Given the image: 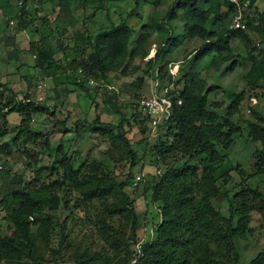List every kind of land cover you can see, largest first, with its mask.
I'll return each instance as SVG.
<instances>
[{"label": "rangeland", "instance_id": "rangeland-1", "mask_svg": "<svg viewBox=\"0 0 264 264\" xmlns=\"http://www.w3.org/2000/svg\"><path fill=\"white\" fill-rule=\"evenodd\" d=\"M182 1L190 3L189 0ZM218 1L221 4L220 18L217 22L210 19L205 25L215 34L229 30L226 0H208L203 5L207 8L208 4ZM172 3H177V0H150L148 4L138 6L133 0H95L84 9L72 4V23L68 26L56 20L57 0H0V38L5 36L11 40L8 46L0 42L2 102L9 107L14 103L23 105V98L28 92L40 112L25 121L24 125L32 133L40 135L38 142L47 139L49 145V150H40L35 164L12 163L10 158L0 156V167L7 162L5 170L9 179L20 177L18 188L28 184L38 188L39 184L61 179L56 158L64 155L73 170L89 173L97 179L100 188L105 193L107 191L104 203V198L93 199L85 208L80 198L77 200L76 189L64 183L61 190L53 193L60 201L57 207L36 216L40 222L29 226L27 243L30 247L27 250L20 247L19 254L10 255L15 257L13 259L24 264H55V260L62 264H77L80 261L83 264H124L128 260V264H133L134 261L129 260L131 255L123 251L128 236L127 225L120 216L106 212L118 206L120 193L126 195L136 215V242L128 247L131 252L139 251L141 245L156 239L159 246L164 244L161 231L175 223L180 227L187 220L178 202L180 197L185 196L193 203V208L200 209L198 223L195 221L193 229L195 234L204 232L198 237L200 243L195 242L196 255L203 264H233L232 253L225 258L224 250L218 253L215 240L207 239V236L213 237L208 232L211 229L207 228L206 233L201 226L206 221L207 225H216L222 230L230 213L233 214L232 228L238 227L239 217L247 221L244 228L239 225L232 240L238 254L237 264H247L264 250V175H255L261 146L259 143L249 144L245 127L248 121L256 122L251 107L264 116V88L259 86V89L247 91L241 79L249 68V56L257 60L264 57V0L254 2L249 12L252 23L246 32L238 34L239 37L225 38L230 52L215 54L201 64L192 60V51L200 45L197 39L187 41L184 50L178 47V52L174 53V47L170 46L171 50L167 52L166 40H175L176 46L177 42L185 39L179 29L183 23L182 9L166 20ZM25 22H29L28 25ZM121 23L131 33L122 57L105 66L104 74L97 69L89 70L88 75H92L95 85L84 92L79 88V83L83 81L81 73L66 70L73 58L71 49L75 48L78 53L83 48L76 46L73 33L76 31L93 37ZM41 39L45 48L55 49L52 60L58 66H48L47 63L44 70L33 67L27 51L28 44ZM62 47L65 50H61ZM7 51H12L16 57L7 61ZM152 53L156 54L153 58L150 57ZM80 59L84 60L86 56L81 55ZM231 62L234 69L226 72ZM174 66H178V70ZM170 72L174 73L172 80H169ZM185 73L199 76L205 82L204 89L213 88L206 98L207 108L221 117L228 105L223 93L245 91L238 113L230 119L240 128V133L232 136V144L227 150L221 151L229 164H224L222 158L218 161L222 166L209 186H195L196 180L189 175H201L203 167L200 161H206L205 157L198 155L186 159L177 153L158 154L157 144L164 141L163 137H159L163 128L160 132L151 133L138 108V97H146V93L152 96L177 89L180 91ZM139 79L142 85L137 88ZM124 84L134 85L132 93L135 98L119 93ZM26 85H29L27 91ZM2 86L8 90L5 91ZM10 97L14 98L12 103H9ZM212 103H220V107H213ZM253 103L255 106H252ZM5 105L0 104L6 125L0 144L17 133L21 126L20 115L7 112L9 108L4 109ZM26 147L30 148V144ZM128 150L133 154V160ZM90 165L94 166V170H88ZM49 170L53 171L52 174ZM225 170L230 171L226 181L222 176ZM190 181L194 185H190ZM210 186L213 188L210 189ZM180 192L183 196H179ZM76 201L79 207L75 205ZM5 202L12 204L9 200ZM104 220L107 225H102ZM198 224L200 227H197ZM12 233L13 226L6 218L5 207L0 204V236L12 237ZM175 235L187 239L184 232L178 229ZM103 256L108 258V262L103 261ZM89 257L92 261H88ZM0 259V264H4L3 258Z\"/></svg>", "mask_w": 264, "mask_h": 264}, {"label": "trees", "instance_id": "trees-1", "mask_svg": "<svg viewBox=\"0 0 264 264\" xmlns=\"http://www.w3.org/2000/svg\"><path fill=\"white\" fill-rule=\"evenodd\" d=\"M133 1L136 6L139 4H148L150 2V0ZM207 1L208 0H189L190 3L188 4L187 1L177 0V3H172L166 14L167 20L170 19V16H174L178 9H182V37L188 40L194 38L200 41L199 47L192 51L193 61L200 62L208 55L214 56L215 54L220 55L224 52H230L229 45L225 41V38L236 37L238 34L243 32L225 30V32L215 34L213 31L205 29V25L208 23V20L212 19L217 22L216 20H218L221 16V10L219 9V7L221 8V4H219V1L214 4H208V7L205 8L203 5H205ZM250 1L253 7L256 0ZM93 3H95V0H57L58 13L56 15V20L70 26L72 23L70 5L73 4L80 9H84L86 5ZM226 7V13L229 19L232 15V8L228 5L227 0ZM21 9L22 8L20 7V16H22ZM249 17L246 19V30L244 32L247 31L252 23V19H249ZM28 23L29 22H25L26 25H28ZM25 24H23L22 27H24ZM35 32H38V30H35ZM130 34V29L123 23L115 27H111L110 29L100 31L93 37L82 35L76 31L73 33L72 37L73 40H76V46L81 45L83 48H81L78 53L75 51V48L71 49V55L73 58L69 61V63L67 62L68 69L66 70L70 73L80 70L83 78V81L79 83V88H81V90L88 92V90L92 88V85L87 84V80H93L92 75H88L89 70L97 69L100 74H104L106 71L105 66L113 64L119 56L122 57L121 54L125 51L126 42L130 37ZM0 42H3L4 46H8L9 44L11 45L10 38H6L5 36L0 38ZM165 44L167 52L169 53L171 50L170 46L174 47L175 45V40H166ZM61 50H65V47H62ZM87 50H89V53ZM27 51L29 52V56L32 58L33 67L37 70H44V66L47 63L49 64L48 66L55 67L56 62L52 60L55 49L50 47L45 48L42 39L30 42L28 44ZM62 54L65 53L62 52ZM81 55H85L86 59H80ZM155 55L156 54H153V57ZM15 57L16 56L12 51L6 52L7 61ZM248 59L250 63L249 68L241 78L245 88L247 91L248 89L256 90L259 86L264 88V57L257 60L254 57L249 56ZM233 67L234 63L231 62L229 67L226 69V72L232 71L234 69ZM172 76H169V80H172ZM182 78L183 83L180 91L177 89L164 94V96L172 103L169 117L157 126L155 131H151L150 129L149 131L154 134L156 132H160L163 128L159 137H163L164 141H159L157 144L158 154L163 155L167 153H177L186 159H192L194 156L203 155L206 161H200V165L203 167L201 175L199 177H197L195 173H191L189 175L192 179L196 180L195 186H209L213 184L216 176H218L216 171L222 166L218 161H221L222 158L224 164H229V161L224 157L221 151L227 150L232 144V136L240 133V128L233 124L230 119L238 113L239 104L243 100L245 91L243 90L239 93L225 91L223 93L225 99L228 101V105L224 116L221 117L207 108L206 98L208 93H210L213 88L205 87L204 89L205 82L202 81L199 76L196 77L194 73H185L182 75ZM141 85V80H137L136 87L139 88ZM28 87L29 85H26V91ZM202 88L204 89L203 91L201 90ZM2 89L5 91L8 90V88L4 86H2ZM133 89L134 85L124 84L120 87L119 93L135 98L132 93ZM28 94L29 93L26 92V95L23 98V101L25 102L23 105L14 103L11 107H9V104L2 102L0 96V104H6L4 109L9 108L7 112H16L21 118V126L19 127L17 133L10 137L6 142L0 144V156L10 158L12 163L33 162L35 164L40 150H49L47 139L38 142L37 139L40 135L38 133H32L27 126L24 125L25 121L30 120L32 116H35L40 112L39 109H37L33 98L29 97ZM140 98L142 97H138V101ZM250 99L253 98L250 97ZM13 100L14 98L10 97L9 103H12ZM177 100L180 101L179 105H176ZM212 105L213 107H220V103H212ZM252 106H255V104L253 103ZM250 110L252 117L256 122H246V136L249 144L259 143L261 146V148L258 149V157L260 156V158H258L259 167L258 171H255V175L260 176L264 175V116L253 107H251ZM142 117L143 122H145V116ZM0 121V137H3L6 131V125L4 114H2L1 109ZM28 144H30V148L26 147ZM128 153L130 158L133 160V154L130 150H128ZM56 160L61 169V179L53 180L48 184H39L38 188L32 184H28V186L23 185L22 188H18L21 184L20 177L15 176L9 179L8 171L5 170L7 162H3L1 164L0 204L5 207L6 218L13 226L12 237L0 236V257L3 258L4 264H24L17 259H13L15 257L10 255L19 254L20 247L26 248L25 250L30 247L29 242L27 243L29 226L40 222L36 216L39 217L43 215L44 211L57 207L58 202L60 201L53 193L61 190L66 183L76 189L74 191L78 192L77 200L80 198L82 206L85 208H87L88 203L93 199L102 200L104 198V203L107 191L105 193V190L100 188L97 179H94V177L89 173L82 174L79 170H73L64 155H60L56 158ZM132 165L133 163L130 164V166ZM40 170L38 169V171ZM88 170H94V166L90 165ZM52 172L53 171L51 170L50 173L52 174ZM210 174L214 177H210ZM222 176H224L226 181L230 176V171L225 170V172L222 173ZM189 184L194 185L192 181H190ZM212 188L213 187L210 186V189ZM180 189L183 192L185 190L182 189V186ZM153 190L156 191L155 189ZM181 193L182 192H180L179 196H183ZM120 196L121 200L119 201L118 206H116L117 208H111V210H107L106 212L108 214L120 216L124 224L127 225L128 236L126 237L127 242L123 245V251L128 255H131L129 260H133V264H203V261H201L196 255L197 244H195V242L199 241L198 237L204 235V232L200 231L201 234H195L193 229L195 221L198 223V214L200 213V209L193 208V203H191L188 198L186 199V196L180 197L178 202L181 205V208H183V213L186 214L185 220H187L182 222L180 227L175 223L173 225H168L167 229L161 231L160 235L162 239H164V244L162 246L157 244L156 239V241L154 240L141 245L139 251L137 252H131L128 250L129 245L136 242V215L132 205L128 202L126 195L120 193ZM176 197L177 196H175V198ZM6 200L11 201L12 204H7L5 202ZM75 205L79 207L77 201L75 202ZM192 213L195 214L196 217ZM232 215V213L229 214L228 219L225 220L222 230H220V228L216 225H207L206 221H204V224L201 226L202 229L204 228L203 230H205L206 233L207 228L211 229V231L208 232L213 237L207 236V239L215 240L218 246L216 251L219 253V251L224 250V258L232 253L233 260L231 262L233 264H237L238 254L232 240L237 234L239 225L244 228L245 222L247 221H245L246 219L243 221V218L239 217L238 227L232 228ZM243 216L246 218V211H244ZM102 225H107L105 220L102 221ZM197 227H200L199 224ZM177 229L180 232L183 231L185 236H187V239L176 237L175 231ZM201 247L204 246L202 245ZM119 248L120 245L117 246V250H119ZM206 251L207 250L205 248V252ZM88 261H92L91 257L88 258ZM103 261L108 262V258L103 256ZM128 263L129 261L125 260L124 264ZM55 264L62 263L55 260ZM77 264L83 263L80 261ZM247 264H264V250L252 257Z\"/></svg>", "mask_w": 264, "mask_h": 264}, {"label": "built area", "instance_id": "built-area-1", "mask_svg": "<svg viewBox=\"0 0 264 264\" xmlns=\"http://www.w3.org/2000/svg\"><path fill=\"white\" fill-rule=\"evenodd\" d=\"M228 5L232 8V15L228 19V29L231 31H245L246 19L249 17V12L252 8L250 0H227ZM80 73V70H78ZM170 75L174 73L170 72ZM87 84L94 86L93 80H87ZM158 87V83L155 84ZM154 87V88H156ZM156 92V91H155ZM180 101H176L179 105ZM172 107L171 101L162 94H154L150 97H142L138 101L139 111L146 118V126L155 131L163 121L167 120ZM138 180L139 178L136 177Z\"/></svg>", "mask_w": 264, "mask_h": 264}, {"label": "crops", "instance_id": "crops-1", "mask_svg": "<svg viewBox=\"0 0 264 264\" xmlns=\"http://www.w3.org/2000/svg\"><path fill=\"white\" fill-rule=\"evenodd\" d=\"M181 24L183 25V23H181ZM182 25H181V27L179 28L181 31H183V26H182ZM205 29H206V27H205ZM175 31L177 32L176 29L174 30V32H175ZM210 31H213V29L210 30ZM176 32H175V34H176ZM182 34H183V33H182ZM177 41H178V39H177ZM183 41H184V42H183ZM183 41H181L180 43L177 42V45H176V46L174 45V48H173L174 53H175V52H178V47H179V49L184 50L187 41L192 42V41H196V40L193 38V39H189V40H188V39H184ZM199 44H200V41H198V45H199ZM173 51H172L171 54H173ZM152 54H153V53H152ZM152 54H151L150 57H153ZM150 57H148V58H150ZM210 57H211V55H208L207 57H205L203 60L200 61V64H201L202 62L206 61V59H208V58H210ZM207 62H208V61H207ZM174 68H178V66H177V67L174 66ZM176 72H177V70H176ZM143 89H144V87H143ZM146 92H148V91H146ZM146 97H150V95H149L148 93H146ZM251 101H253V100H251ZM211 111H213V110H211ZM213 112H215V111H213Z\"/></svg>", "mask_w": 264, "mask_h": 264}]
</instances>
